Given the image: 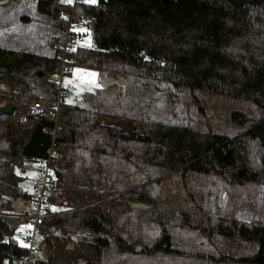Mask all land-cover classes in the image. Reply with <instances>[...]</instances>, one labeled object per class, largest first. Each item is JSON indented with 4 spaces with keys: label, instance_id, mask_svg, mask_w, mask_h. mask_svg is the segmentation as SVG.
<instances>
[{
    "label": "trees",
    "instance_id": "16d2710c",
    "mask_svg": "<svg viewBox=\"0 0 264 264\" xmlns=\"http://www.w3.org/2000/svg\"><path fill=\"white\" fill-rule=\"evenodd\" d=\"M34 1L39 14L70 33L66 37L61 29L57 42H66L53 56L0 46V99L6 98L2 86H21L27 101L44 98L55 105L57 81L64 67V74L70 72L69 66L134 79L126 90L114 81L85 94L84 104L65 97L58 108L46 109L56 120L43 117L25 128H0V264H19L29 255L30 247L15 237L21 221L33 223L24 218L28 212L15 211L19 198L34 200L43 211L36 227L41 251L33 254V264H102L112 247L119 254L264 264V224L157 206L155 186L163 174L156 177L150 171L157 167L184 175H218L244 169V177L233 173L229 181L264 184V113L247 124V114L233 110V120L242 126L228 136L185 124L174 111L180 88L264 106V0ZM80 24L91 31L93 46L77 44V34L81 38L83 33L73 26ZM163 104L172 111L166 112ZM107 117L137 122L140 130L102 125ZM33 162L43 163L37 168L47 181L41 196L20 186ZM129 163L143 169L144 176L126 180ZM133 199L153 205L147 234L137 238L128 237V219L123 222L127 201ZM176 228L184 238H177ZM226 238L253 243L255 250L240 256L201 250ZM197 239L195 248L191 244Z\"/></svg>",
    "mask_w": 264,
    "mask_h": 264
},
{
    "label": "rangeland",
    "instance_id": "374dc122",
    "mask_svg": "<svg viewBox=\"0 0 264 264\" xmlns=\"http://www.w3.org/2000/svg\"><path fill=\"white\" fill-rule=\"evenodd\" d=\"M4 1L6 0H0V2ZM87 1L92 3L97 2V0H94V2L93 0ZM61 29L65 32L67 37V33H70L68 27L63 29L62 25H58L55 19L39 14L34 0H14L8 4L0 5V46L26 48L48 56H53L55 52L60 51L59 46L66 42L65 40L57 42L61 35ZM73 31L83 33V37L81 38L79 34H77L76 42L78 45L93 46L91 31L87 26L83 24L75 25L73 26ZM64 69V71L68 72L67 68L64 67ZM69 70V73L64 74V71L62 74L60 73L59 79L57 78L59 80L57 84H60L59 82L62 75V84L67 87L70 92L67 96V100L82 104H84L83 98L85 94H95L99 90L107 88L108 85L114 81H116L118 85H121L123 90H126L128 81L134 79L133 76L116 79L107 76L104 72L83 67L71 69L69 66ZM19 87L21 86L13 88L11 86H2L6 98H1L0 104L6 100H14L20 109L22 108L21 110H24L19 103H21L22 100L27 102L25 98L26 94L24 99H22V95L17 92ZM25 91L27 92L26 89ZM176 91L178 97L175 100L174 111L181 119L180 121L196 128L205 130L210 129L217 133L231 136L238 133L242 126L233 120V110L245 112L248 116L247 124L248 122L260 118L264 113V106L248 99L198 89L191 91L189 88H180ZM137 95L141 96L142 92L139 91ZM32 100L47 101L44 98L31 99L29 101L30 104H32ZM152 101H154V99H152ZM165 104H163L161 108H165L166 112H171L172 110H169ZM23 112H25V116L38 113L37 110L32 111L28 108H25V110L21 112V115H23ZM103 119L105 123L111 124L112 120L115 118L107 117ZM115 120L121 122L118 128L122 131L140 130V126L137 122L119 119ZM172 120L176 121V118ZM8 125L12 126L11 124ZM30 125H32V123H30ZM5 126H0V128ZM19 128H25V126ZM119 164H123V161L117 162V165ZM32 165L31 167L28 166V171L24 173L26 178L21 182L20 186L34 196H41L44 184L47 181L45 180V176L41 174L37 168H42L43 163L33 162ZM125 167L126 169L131 167L130 171L125 170ZM125 167L124 174L127 176L126 180H131L133 177L138 179L144 176L143 169H140L135 163L126 164ZM150 171L152 175L154 173L153 176L156 175V177L163 174V177L160 178L155 186L156 201L153 202V204H159L157 206H173L175 209H190L196 212L213 211L216 216L237 217L247 222L256 224L263 222L262 224H264V184L258 185L247 181H229L234 171L218 175L197 173H186L184 175L181 171H168V168L159 169L157 167H151ZM234 174H238L239 177H244L245 170L241 169L240 171H235ZM126 205V215L123 218V222L125 218L128 219L124 222L125 226H129L128 237L137 238L143 234H147L145 224L149 220L148 218L153 210V205L134 199L128 200ZM38 208L39 205H36L32 199L19 198L15 201V211L17 213L25 214L28 212L29 215L36 214ZM42 208H44L43 205ZM32 226L33 223L31 220L21 221L19 224L15 232V237L21 245L30 247L27 235L30 233V230H32ZM176 233L179 235L177 238H184L180 237L182 231H180L179 228H176ZM149 234H153V232ZM149 240L150 237L141 242L144 244L145 241ZM198 241L199 239L191 245L198 248ZM36 243H41L38 233H36ZM141 249L142 247L139 245L138 250ZM201 250L240 256L251 254L255 250V245L250 242H244L241 239L226 238L218 239L215 245L204 246ZM38 256H42V254L40 253ZM165 256L166 257H164V254H157L147 258L145 254L142 253L119 254L116 249L112 247L106 250L102 264H238L232 261L216 263L196 255L182 256L165 254ZM176 259L190 261L181 263L176 261ZM3 264H9V261L6 260ZM13 264H18V260H15Z\"/></svg>",
    "mask_w": 264,
    "mask_h": 264
},
{
    "label": "built area",
    "instance_id": "2783aa9c",
    "mask_svg": "<svg viewBox=\"0 0 264 264\" xmlns=\"http://www.w3.org/2000/svg\"><path fill=\"white\" fill-rule=\"evenodd\" d=\"M65 51L67 52H71V49L68 48V46H65ZM59 81V80H58ZM60 84L58 85L59 87V102L60 100L64 99L65 97H67L69 95V90L67 89V87L63 86L62 84V75H61V80L59 82ZM18 94L22 95V99H24V96L26 94V91L23 87H19L17 89ZM27 101V100H26ZM59 102L55 105H51L48 101L45 100H32V104H30L29 101L25 102V101H21L22 103V107L25 109L28 105H33L38 109H44L46 110L47 108L50 107H59ZM19 103V102H18ZM45 117L49 118V119H53L56 120V118L54 117V115H47V111H46V115ZM48 171V167L46 168V172ZM50 211V207L46 209V212ZM42 209H41V205L39 204V208L38 211L36 212V214L33 215H25L24 218L33 219V224H34V228L33 230L27 235V239L30 242V250H29V255L27 257H22V259H20L19 264H33V260H32V256L33 254H37L41 251V245L39 243H36V227L37 225L41 222V218H42Z\"/></svg>",
    "mask_w": 264,
    "mask_h": 264
},
{
    "label": "water",
    "instance_id": "95a60500",
    "mask_svg": "<svg viewBox=\"0 0 264 264\" xmlns=\"http://www.w3.org/2000/svg\"><path fill=\"white\" fill-rule=\"evenodd\" d=\"M26 108L34 111L37 110V114L30 115L27 119L21 117V110L18 104L14 100H6L0 104V126H5L11 124L12 126H29L30 123L38 121L40 118L45 117L46 110L38 109L33 105H28ZM104 120V119H103ZM102 120V125L112 126L118 128L121 124L120 121L113 119L112 123H105V120ZM115 121V122H114Z\"/></svg>",
    "mask_w": 264,
    "mask_h": 264
},
{
    "label": "crops",
    "instance_id": "0c3cea01",
    "mask_svg": "<svg viewBox=\"0 0 264 264\" xmlns=\"http://www.w3.org/2000/svg\"><path fill=\"white\" fill-rule=\"evenodd\" d=\"M26 169H24V171H25ZM263 223V222H262ZM262 223H258V224H262ZM157 254H164V253H155V254H145V256L148 258V257H150V256H153V255H157ZM164 257H166L165 256V254H164ZM176 261H178V262H187V261H190V260H185V259H176Z\"/></svg>",
    "mask_w": 264,
    "mask_h": 264
},
{
    "label": "bare ground",
    "instance_id": "6f19581e",
    "mask_svg": "<svg viewBox=\"0 0 264 264\" xmlns=\"http://www.w3.org/2000/svg\"><path fill=\"white\" fill-rule=\"evenodd\" d=\"M19 104H20V106H23L22 103H19ZM21 109H22V108H21ZM25 115H26L25 112H23V115H21V116L24 118ZM29 116H30V114H28L27 116H25L24 119H27Z\"/></svg>",
    "mask_w": 264,
    "mask_h": 264
},
{
    "label": "snow or ice",
    "instance_id": "6c2138e0",
    "mask_svg": "<svg viewBox=\"0 0 264 264\" xmlns=\"http://www.w3.org/2000/svg\"><path fill=\"white\" fill-rule=\"evenodd\" d=\"M93 2H94V0H93Z\"/></svg>",
    "mask_w": 264,
    "mask_h": 264
}]
</instances>
